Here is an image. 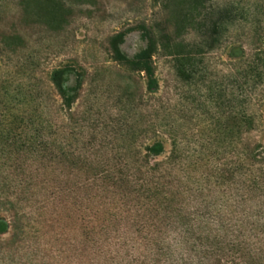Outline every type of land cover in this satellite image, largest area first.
Wrapping results in <instances>:
<instances>
[{"label": "trees", "instance_id": "trees-1", "mask_svg": "<svg viewBox=\"0 0 264 264\" xmlns=\"http://www.w3.org/2000/svg\"><path fill=\"white\" fill-rule=\"evenodd\" d=\"M33 1L0 0L2 60L27 42L18 22L38 24L27 13ZM10 3L18 11L7 27ZM142 28L148 46L132 59L121 50L122 33L110 37L109 51L115 61L144 71L154 92L157 41ZM255 57L245 66L247 88L264 86V57ZM76 69L66 64L49 73L61 101L57 110L36 84L12 87L11 76L1 81L0 236H11L0 248L11 255L31 232L44 234L46 212L39 211L53 207L50 221H79L80 247L106 264H264V141L258 135L264 91L244 92L239 163L193 175L173 128L151 129L148 136L169 134L173 149L163 160H157L164 154L159 141L143 148L133 140L89 137L81 145L78 133L60 121V111H71L81 98L70 85Z\"/></svg>", "mask_w": 264, "mask_h": 264}, {"label": "rangeland", "instance_id": "rangeland-1", "mask_svg": "<svg viewBox=\"0 0 264 264\" xmlns=\"http://www.w3.org/2000/svg\"><path fill=\"white\" fill-rule=\"evenodd\" d=\"M7 11L3 25L10 27L18 10L11 4ZM27 13L38 24L18 22L27 42L5 61L0 58V85L10 76L12 87L36 84L57 110L61 101L49 73L76 65L70 85L81 98L71 111H60V121L71 125L81 145L89 137L133 140L143 148L159 141L164 154L157 160H163L173 149L169 134L148 136L151 129L173 128L193 175L239 163L244 92L264 91L244 85L247 62L259 53L264 57V0H34ZM143 26L157 41L154 92L144 71L122 65L109 51L110 37L122 33L121 50L132 59L148 46ZM261 109L258 135L264 141ZM52 210L39 211L46 212L44 234L31 232L11 255L0 248V264H106L80 247L79 221H50Z\"/></svg>", "mask_w": 264, "mask_h": 264}]
</instances>
